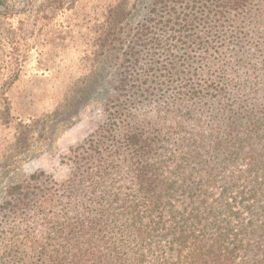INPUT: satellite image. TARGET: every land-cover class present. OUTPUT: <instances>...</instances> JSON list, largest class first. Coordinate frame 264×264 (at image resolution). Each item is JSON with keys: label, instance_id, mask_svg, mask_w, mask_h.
Listing matches in <instances>:
<instances>
[{"label": "rangeland", "instance_id": "obj_1", "mask_svg": "<svg viewBox=\"0 0 264 264\" xmlns=\"http://www.w3.org/2000/svg\"><path fill=\"white\" fill-rule=\"evenodd\" d=\"M152 1L0 0V205L8 188L34 173L57 182L69 177L71 150L100 131L115 96V68L99 56L109 49L111 20L117 13L122 26L136 27ZM249 22L237 47L223 33L206 60L188 68L182 85L206 86L199 97L167 111L152 95L146 111L133 112L132 124L146 137L157 135L146 161L159 166L160 176L190 187L193 200L221 218L227 208L240 212L233 225L262 231L264 21ZM116 164L109 183L125 192L128 165L121 157Z\"/></svg>", "mask_w": 264, "mask_h": 264}, {"label": "trees", "instance_id": "obj_2", "mask_svg": "<svg viewBox=\"0 0 264 264\" xmlns=\"http://www.w3.org/2000/svg\"><path fill=\"white\" fill-rule=\"evenodd\" d=\"M252 17L264 21V2L153 0L136 27L122 26L124 18L116 13L109 49L99 52L100 62L115 68V96L108 101L106 122L71 150L72 169L65 181L40 172L8 188L0 205V261L264 264L260 228L233 225L240 212L227 208L221 218L219 210L196 203L190 187L182 189L160 176L159 166L146 161L156 151L157 135L146 137L132 124L133 112L146 111L152 95L168 111L207 90L198 83L188 89L182 85L191 74L188 68L206 60L223 33L229 32V43L237 47ZM120 157L129 168L125 192L109 183Z\"/></svg>", "mask_w": 264, "mask_h": 264}]
</instances>
